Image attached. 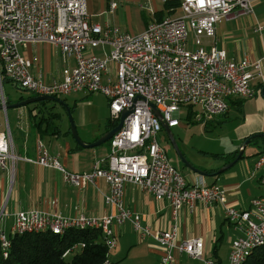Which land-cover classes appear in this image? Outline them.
Instances as JSON below:
<instances>
[{
	"label": "built area",
	"instance_id": "built-area-1",
	"mask_svg": "<svg viewBox=\"0 0 264 264\" xmlns=\"http://www.w3.org/2000/svg\"><path fill=\"white\" fill-rule=\"evenodd\" d=\"M257 1L181 0L180 15L153 20L145 31L132 34L117 25L93 21L88 0H0V82L5 77L34 95L58 98L79 92L103 94L111 118L117 122L123 111H129L122 128L108 141L109 154L96 161L89 172L67 170L41 141L35 158L21 156L15 151L11 132L0 133V169L8 170L11 180L18 160L57 169L74 186L101 177L110 185L106 203L116 208L115 213L103 216H65L36 207L19 210L11 233L57 232L68 225L104 227L110 250L117 245L114 222L131 220L142 237L151 236L164 250L161 264H170L175 251L187 253L200 264H217L204 256L202 238L179 239L177 222L154 232L142 225L140 216L123 203L125 185L132 183L156 200L169 202L175 219L183 207L193 212L198 203L222 205L228 221L242 232L232 241L228 258V264L238 263L240 255L264 234V195L253 199L251 208L239 209L225 203L226 190L217 183L189 184L170 162L159 133L164 123L169 128L180 124L182 107L193 106L213 118L227 112L231 97H252L254 80L264 85V54L254 60H234L224 49L204 45V38L216 37L223 19L253 14ZM118 5L112 0L110 9L116 10ZM263 28L264 24L257 26ZM37 43L52 44L63 54L74 56L75 67L62 78L44 80L33 71L35 59L20 52L21 46ZM98 47L100 55L88 53ZM255 166L262 169L264 190V150ZM5 215L0 209V243L6 255L11 233L2 228Z\"/></svg>",
	"mask_w": 264,
	"mask_h": 264
},
{
	"label": "crops",
	"instance_id": "crops-1",
	"mask_svg": "<svg viewBox=\"0 0 264 264\" xmlns=\"http://www.w3.org/2000/svg\"><path fill=\"white\" fill-rule=\"evenodd\" d=\"M101 6H104V0H88V8L95 22H98L94 18L101 13ZM255 6L263 7L264 0L255 2ZM259 24H264V12L257 14L256 9L250 15L245 13L232 15L218 24L214 39L204 38V45L206 47L216 45L224 49L229 59L254 60L264 54V28L258 30ZM20 52L25 58L35 59L33 71L35 74H41L46 81L53 77L62 78L63 74L71 71L76 65L74 56L63 54L49 43L27 44L20 47ZM5 81L10 80L4 77L0 82V105H3V99L11 102L6 103V108L4 106L0 108V133L8 130L11 132L13 145L18 154L35 158L38 153L37 142L41 141L51 154L59 158L67 170L80 173L91 171L96 161L107 157L109 144L105 148H84L76 142L70 122L66 119L67 110L60 103L7 108L8 104L18 102L22 97L27 99L33 93L21 94L17 99H11L10 96L5 98L6 93L1 91V85ZM252 83L255 89L252 97H231L226 113L214 117L210 122H203L206 127L210 124L215 126L213 123L221 119L220 123L225 124L231 121L232 118L228 115L230 109H234V136L227 137V141L225 139L226 142L232 143L231 146L225 145V148L211 153L212 160L205 163H198L195 157L189 159L194 166L207 172L206 175L189 169L184 163H181L183 166L180 170L189 184L217 183L226 190L225 203L239 209L251 208L253 199L264 195L261 185L262 169L255 166L259 153L264 150V136L255 137L243 147L242 156L231 167L220 173L217 171L235 159L234 155L239 153L247 138L255 134H264L263 86L259 88L258 80ZM17 86L21 89V86ZM63 97L61 99L68 105ZM76 104L72 107L68 105L71 112ZM49 115L53 118L49 119ZM42 120L50 125L46 127ZM110 120L112 118L109 111L104 127L99 123L98 128L83 131L82 135L76 120L75 122L80 138L86 143H91L110 129ZM51 126H56L57 129L54 130ZM237 145L238 147H234ZM252 145L253 147H250ZM109 194L110 185L101 177L74 186L67 183L57 169L18 160L13 180L8 170L0 169V209L6 213L2 228L4 230L12 228L15 213L32 207L65 216L80 213L87 216L109 215L116 212L115 206L106 203V196ZM123 203L134 214L140 216L142 225L148 226L153 232L167 230L177 222L179 239L202 238L204 256L213 259L217 264H228L231 243L242 235V232L228 221L220 204L198 203L193 212L183 207L175 219L169 202L156 200L152 193L143 191L132 183L125 185ZM113 225L119 240L109 253L106 264L124 263L128 258L138 261L137 264H161L164 250L151 236L142 237L134 229L131 220L123 223L114 222ZM170 264H200V261L187 253L175 251Z\"/></svg>",
	"mask_w": 264,
	"mask_h": 264
},
{
	"label": "rangeland",
	"instance_id": "rangeland-1",
	"mask_svg": "<svg viewBox=\"0 0 264 264\" xmlns=\"http://www.w3.org/2000/svg\"><path fill=\"white\" fill-rule=\"evenodd\" d=\"M111 1L112 0H104V6H101L100 8L101 13L96 15L94 19L102 25H105V23L117 25L132 34H138L145 31L147 24L155 20L158 13H162L164 17L169 14L168 7L163 0H116L119 4V8L116 10L110 9ZM254 9H256L257 14L264 12V6H254ZM180 14V9L173 13L175 16ZM88 53L100 55V47L94 49L93 52ZM1 91L6 93L5 98L10 96L11 99H17L21 94L27 95L30 92L20 89L17 84L15 85L12 81H5L4 84L1 85ZM63 98H65L64 100H67L70 107L77 103L71 113L74 120L78 123L77 126L81 135L83 134V131H92L95 128H98L99 123H102V126L104 127V122L107 117H109L110 111L109 101L106 96L100 93H73L64 96ZM187 107L188 106L182 107L180 124L171 128L172 134L184 156L183 158H186L189 161V159L195 157L198 163H205L212 160L211 153H216V151H219L228 145L231 146L232 143L226 141L227 137L231 138L234 136V109H230L229 111L228 117L232 118L231 121L225 122L224 124V122L220 123L221 119L218 120V122L215 121L213 123L215 126L210 124L206 127L203 122H210L214 117L208 118L195 108L193 109L195 121H190L187 117ZM67 115L66 119L69 121ZM159 142L166 149L170 162L177 169L181 170L183 166H181V163L183 164L184 162L164 130L159 133ZM108 144L109 143L106 142L96 148H105ZM234 147H238V145ZM250 147H253V145ZM5 231L8 235L12 232L11 228H8ZM118 240L117 237V243ZM79 250L80 248H76L71 251L66 259L70 261ZM111 251L112 249H110L109 252ZM135 253L136 252H134V254ZM129 259L130 258L124 263L118 262V264H137L138 262ZM113 264L117 263L114 262Z\"/></svg>",
	"mask_w": 264,
	"mask_h": 264
},
{
	"label": "trees",
	"instance_id": "trees-1",
	"mask_svg": "<svg viewBox=\"0 0 264 264\" xmlns=\"http://www.w3.org/2000/svg\"><path fill=\"white\" fill-rule=\"evenodd\" d=\"M164 3L168 7V15L172 16L174 12L179 10L181 0H166ZM162 18H164V15L158 13L155 20L159 21ZM262 86L260 83L259 88ZM33 96L35 95H30V97ZM24 99L26 98H21V100ZM9 102L11 101H6V103ZM56 103L55 101H41L31 104L53 105ZM193 109V106H188L187 117L190 121H195ZM48 118L51 119L53 116L49 115ZM42 122H45L46 127L50 125L45 120H42ZM116 124L117 121H109L110 128ZM51 127L54 130L57 129L56 126ZM234 156L236 158L237 153ZM10 242V247L6 250V256L0 243V264H106L110 253L102 230L96 228L70 227L62 234L54 233L51 230L11 233ZM79 243L83 244L79 246L80 250L68 261L66 259L67 255ZM243 264H264V245L254 248Z\"/></svg>",
	"mask_w": 264,
	"mask_h": 264
},
{
	"label": "water",
	"instance_id": "water-1",
	"mask_svg": "<svg viewBox=\"0 0 264 264\" xmlns=\"http://www.w3.org/2000/svg\"><path fill=\"white\" fill-rule=\"evenodd\" d=\"M21 89L24 90V91H27L26 88H22L21 87ZM262 95L264 97V85H263V88H262ZM41 101H55L57 103L62 104L66 108L67 114H68V117H69V122H70L72 135L75 138L76 142L80 146H82L84 148H94V147L100 146V145L108 142L113 137V135H115L122 128L124 119H125V117L127 116L128 112H129L128 110L123 111V113L120 116L119 121L117 122V124L114 127L110 128L108 131H106L104 134H102L96 141L91 142V143H86L80 138L79 132L77 130L76 122H75V120H74V118L72 116L70 108L68 107V105L61 98L54 97V96H49V95H35L33 97H29L27 99H24V100H21V101H18V102H14V103L8 104L7 108L22 107V106L29 105L31 103H36V102H41ZM3 106L4 105H0V108H2ZM4 107L6 108V104H5ZM151 107H152V110L154 111V113L159 118H161V114H160L159 110L154 105H152ZM163 128H164V131L168 134V136L170 138V141L173 143L174 148L176 149V151L180 155V157H181L182 161L184 162V164L189 169H191V170H193L195 172H198V173H200L202 175H206L207 172L197 168L191 162H189L186 158H183L184 156L182 155V153H181V151H180V149H179V147L177 145V142L175 141V139L173 137L171 128H169L167 126V124H165V123L163 124ZM260 136H264V134H255V135H252L249 138H247L243 142V145L240 148L239 153L237 154L236 158L232 162H230L229 164L224 166V168L219 169L217 171V173H220V172L228 169L229 167H231L242 156L243 147H245L248 143H250L255 137H260Z\"/></svg>",
	"mask_w": 264,
	"mask_h": 264
},
{
	"label": "bare ground",
	"instance_id": "bare-ground-1",
	"mask_svg": "<svg viewBox=\"0 0 264 264\" xmlns=\"http://www.w3.org/2000/svg\"><path fill=\"white\" fill-rule=\"evenodd\" d=\"M73 227V228H96V229H100L102 230L103 234H104V227H80L78 225H68V227H65L64 230H59L57 232L54 233H58V234H62L65 232V230H67L68 228ZM42 230H49V229H42ZM40 231V230H39ZM264 245V234L260 236V238L258 240H255L246 251H244L243 254L240 255L238 263L236 264H243L247 258L250 256L251 252L254 250V248ZM10 246L6 247V250L9 248ZM5 255V254H4ZM7 255V252H6ZM5 255V256H6Z\"/></svg>",
	"mask_w": 264,
	"mask_h": 264
}]
</instances>
